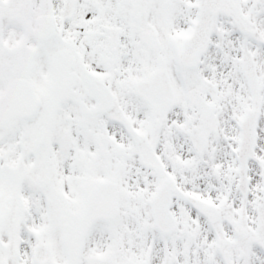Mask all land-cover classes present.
<instances>
[{
    "label": "snow or ice",
    "instance_id": "6c2138e0",
    "mask_svg": "<svg viewBox=\"0 0 264 264\" xmlns=\"http://www.w3.org/2000/svg\"><path fill=\"white\" fill-rule=\"evenodd\" d=\"M0 264H264V0H0Z\"/></svg>",
    "mask_w": 264,
    "mask_h": 264
}]
</instances>
